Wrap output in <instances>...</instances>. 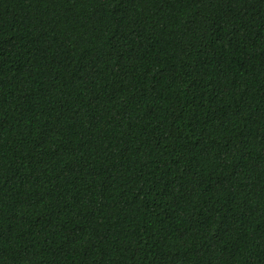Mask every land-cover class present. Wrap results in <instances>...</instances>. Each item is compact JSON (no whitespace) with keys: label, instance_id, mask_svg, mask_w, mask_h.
<instances>
[{"label":"trees","instance_id":"obj_1","mask_svg":"<svg viewBox=\"0 0 264 264\" xmlns=\"http://www.w3.org/2000/svg\"><path fill=\"white\" fill-rule=\"evenodd\" d=\"M0 264H264V0H0Z\"/></svg>","mask_w":264,"mask_h":264}]
</instances>
